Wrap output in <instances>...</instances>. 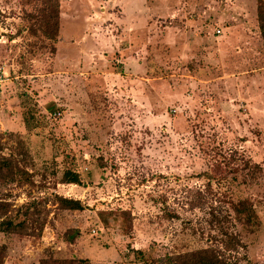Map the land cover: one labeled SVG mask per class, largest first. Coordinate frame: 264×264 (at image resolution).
<instances>
[{
    "label": "rangeland",
    "instance_id": "obj_1",
    "mask_svg": "<svg viewBox=\"0 0 264 264\" xmlns=\"http://www.w3.org/2000/svg\"><path fill=\"white\" fill-rule=\"evenodd\" d=\"M84 1L58 0L53 41L41 0H0V157L16 170L0 223L17 225L0 224V264H166L208 247L264 264V1L143 0L132 40Z\"/></svg>",
    "mask_w": 264,
    "mask_h": 264
},
{
    "label": "trees",
    "instance_id": "obj_2",
    "mask_svg": "<svg viewBox=\"0 0 264 264\" xmlns=\"http://www.w3.org/2000/svg\"><path fill=\"white\" fill-rule=\"evenodd\" d=\"M38 12H40V17H38V19L36 20L38 28L47 37H49L50 40L55 41L59 29L60 16L58 0H41V5ZM258 17L260 20L259 28L261 34L264 36V8L258 11ZM24 122L26 125L25 127H28V123L25 120ZM15 174L16 170L12 156H1L0 181H3L5 177L13 179ZM61 182L81 185V180L78 173L70 169H66L64 171ZM58 203L63 208L68 210L84 209V206L78 199L64 197L61 195L58 196ZM232 209L239 221L246 224H251L254 216V208L250 203H248L246 199L239 200L232 207ZM0 224L4 226L3 228L5 230H15V228L17 227V225L15 223H12V221L10 220L2 221ZM231 248L233 247L226 248V250H229ZM219 252L221 251H217L210 247L200 248L183 254H177L176 257L167 255L164 258V261L166 264H228L227 257Z\"/></svg>",
    "mask_w": 264,
    "mask_h": 264
},
{
    "label": "crops",
    "instance_id": "obj_3",
    "mask_svg": "<svg viewBox=\"0 0 264 264\" xmlns=\"http://www.w3.org/2000/svg\"><path fill=\"white\" fill-rule=\"evenodd\" d=\"M101 2V0H98ZM95 2V1H94ZM106 5L104 4L103 6L110 7L111 9H106V8H101V11L99 14H97L96 10H89L87 7V2L86 0L83 2V4H86L85 9L87 12H85V17L90 18L92 16H103L102 14H107V16H111L112 18L115 17V20L120 21L124 25V29L127 30V33L129 34V38L132 40V36L130 33H139L143 30L142 24L143 21L145 20V17L147 15L146 12H148V6L144 3L143 0H105ZM85 10V11H86ZM103 12V13H102ZM113 23L109 24L112 25ZM115 43V42H114ZM126 47V46H125ZM124 46H122V49H125ZM114 52V51H113ZM126 52L123 56H121V59L124 63L126 64H133L136 65V68L140 65L142 68L143 61L140 62H135V61H130V58H126ZM128 60V61H127ZM127 61V62H126ZM67 184H74V183H67ZM76 185V184H74ZM77 186V185H76Z\"/></svg>",
    "mask_w": 264,
    "mask_h": 264
},
{
    "label": "built area",
    "instance_id": "obj_4",
    "mask_svg": "<svg viewBox=\"0 0 264 264\" xmlns=\"http://www.w3.org/2000/svg\"><path fill=\"white\" fill-rule=\"evenodd\" d=\"M215 31L217 33H220L221 30L219 28H217ZM5 79H6L5 72L0 69V90L2 88V85H3L4 81H5ZM54 114H56V116H58L60 113L59 112H54Z\"/></svg>",
    "mask_w": 264,
    "mask_h": 264
}]
</instances>
